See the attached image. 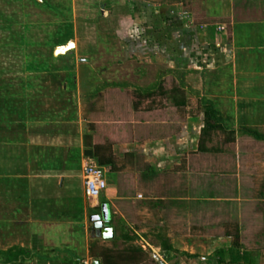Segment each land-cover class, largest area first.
<instances>
[{
	"label": "crops",
	"instance_id": "1",
	"mask_svg": "<svg viewBox=\"0 0 264 264\" xmlns=\"http://www.w3.org/2000/svg\"><path fill=\"white\" fill-rule=\"evenodd\" d=\"M132 9L144 24L139 32H161L165 16L172 33L202 32L215 44L211 57L232 65L235 99H254L245 107L264 112V0H0V264H94L90 245L116 233L111 206L157 256L177 251L207 260L233 249L252 263L254 253V264L264 260V248L249 249L240 237L252 198L243 196L238 149L228 157L209 147L212 125L181 119L185 104L173 93L158 91L161 99L148 102L140 92L134 100L129 91L92 88L96 70L78 56L77 35L114 32L101 19H127ZM83 16L101 21L85 31ZM86 159L109 176L101 196L113 236L93 235L86 222L90 239L79 248V239L67 237L59 193L75 161L83 189ZM73 211V224H81V210ZM63 241L77 251L64 249L59 258L43 251L53 242L57 252Z\"/></svg>",
	"mask_w": 264,
	"mask_h": 264
},
{
	"label": "rangeland",
	"instance_id": "2",
	"mask_svg": "<svg viewBox=\"0 0 264 264\" xmlns=\"http://www.w3.org/2000/svg\"><path fill=\"white\" fill-rule=\"evenodd\" d=\"M119 4L121 2L116 3V5ZM129 14L132 17L127 19L122 17H116L113 20H111L112 18L101 19L106 21L103 25H113L114 32L103 34L82 32L77 35L80 44L77 51L78 56L89 59L90 65L96 70L92 77L94 79L91 83L92 88L98 91L105 90V88L129 91L133 96H136L134 100L140 92L141 95H146L148 102L161 99L158 91L165 90L166 96L173 93L184 98V107L178 109L179 117L183 119L189 116L190 125H205L204 112L208 108L206 103L212 109L217 110L221 120L217 121L216 118L209 120V125H212V128H208L211 135L208 146L216 152H225L228 157H231L232 150L238 149L244 189L246 188L243 196L252 198L244 204L245 211L240 237L243 246L249 249H263L264 138H259L258 135L264 136V127H254V125H264V112L254 114V111L249 112V107H245L247 106L246 103L249 104L254 99H235L232 65L222 62L219 58L217 60L215 57H211L213 54L211 47H215V44L208 40L202 32L172 33L168 27L170 18L165 16L164 20L160 19L163 21L160 24L161 32L143 33L138 30L139 26H144V24H139L138 10L132 9ZM101 20L83 16L78 18V26L87 31L88 25L97 27ZM181 20L182 26L186 28L188 24L186 18ZM2 37L3 35L0 34V41H2ZM64 49L59 48L57 51ZM1 51L3 52V50ZM1 51L0 57L2 58ZM187 113L188 115H186ZM236 125L248 126L237 134L234 130ZM254 131L258 135H255ZM70 165L71 167L66 173L69 175L66 176L59 196L66 199V202L61 199V206L65 203L66 210L68 209V223L65 228L67 237L70 238L71 235L76 241L79 239L78 245L81 248L84 246L85 240L90 239L91 228L84 236L86 222L91 227L93 218L98 217L102 208L108 207V203L106 194H104V197L100 196V205L95 208H91L89 201L85 198L81 205L83 189L80 176L81 169L79 173L80 162L75 161ZM108 177L106 174V179ZM75 209H77L75 211L77 213L78 210H81V224L79 222L74 225L72 222L71 215ZM109 209L113 215L112 223L116 233L111 240L94 244L99 249L104 247L114 252L122 251L129 245L141 247L144 252L138 255L139 261L123 264H157L150 257V253L154 252L153 249L149 248L139 235L133 232L118 212H113L115 209L112 206ZM84 210H86V219L84 218ZM80 230L83 232L80 233ZM64 241L57 244V252H54L53 242L50 248L43 251L52 256L56 254V257L59 258V252H64V249L68 251L72 248L69 245L70 241ZM154 243L160 244V242ZM73 250L77 251V249ZM157 254L166 264H212L208 260L188 258L177 251L168 253L159 250ZM3 260L0 258V263ZM252 260L254 264V253ZM257 264H264V260L260 259Z\"/></svg>",
	"mask_w": 264,
	"mask_h": 264
},
{
	"label": "trees",
	"instance_id": "3",
	"mask_svg": "<svg viewBox=\"0 0 264 264\" xmlns=\"http://www.w3.org/2000/svg\"><path fill=\"white\" fill-rule=\"evenodd\" d=\"M174 101H176V104L179 106H183L185 104L184 98L177 96ZM208 106L207 110L204 112V123L205 125H209V120L211 118H216L217 121H220V114L217 110L212 109L208 103H206ZM217 116V117H216ZM255 135L256 132L254 131ZM87 155H90V153H87ZM90 253L91 256L96 258L99 261V264H123L126 262H133V261H139L137 257L138 255L143 254V249L141 247H136L134 245H129L126 248H124L122 251H112L110 249L104 248V247H97L95 244H91L90 247ZM228 253V258L225 257V255ZM188 258H197L194 255H189L186 253H183ZM137 255V256H135ZM200 260H203L199 258ZM212 264H253L251 259H249L246 255H240L237 251H234L233 249L228 250H219L217 252V257L215 259H207Z\"/></svg>",
	"mask_w": 264,
	"mask_h": 264
},
{
	"label": "built area",
	"instance_id": "4",
	"mask_svg": "<svg viewBox=\"0 0 264 264\" xmlns=\"http://www.w3.org/2000/svg\"><path fill=\"white\" fill-rule=\"evenodd\" d=\"M83 191L92 207L99 206V198L107 188L106 170L91 159H86L82 168ZM109 219H104V224Z\"/></svg>",
	"mask_w": 264,
	"mask_h": 264
},
{
	"label": "water",
	"instance_id": "5",
	"mask_svg": "<svg viewBox=\"0 0 264 264\" xmlns=\"http://www.w3.org/2000/svg\"><path fill=\"white\" fill-rule=\"evenodd\" d=\"M110 216L109 209L107 206H104L101 210V213L98 217L93 218V231L92 234L99 236L103 239H108L113 236V228L104 225V219H108ZM150 257L157 263V264H166L162 261L156 254L150 253ZM94 264H99L97 260H94Z\"/></svg>",
	"mask_w": 264,
	"mask_h": 264
}]
</instances>
